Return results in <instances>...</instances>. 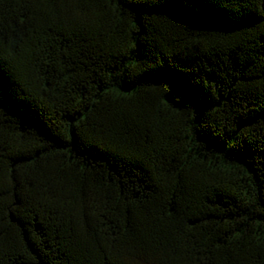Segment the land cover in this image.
Segmentation results:
<instances>
[{"label": "trees", "instance_id": "16d2710c", "mask_svg": "<svg viewBox=\"0 0 264 264\" xmlns=\"http://www.w3.org/2000/svg\"><path fill=\"white\" fill-rule=\"evenodd\" d=\"M0 264H264V0H0Z\"/></svg>", "mask_w": 264, "mask_h": 264}]
</instances>
